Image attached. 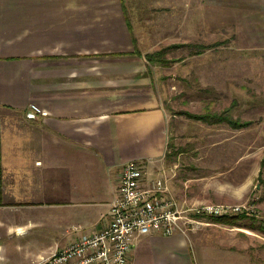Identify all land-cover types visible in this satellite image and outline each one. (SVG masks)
Returning a JSON list of instances; mask_svg holds the SVG:
<instances>
[{"label":"crops","instance_id":"obj_1","mask_svg":"<svg viewBox=\"0 0 264 264\" xmlns=\"http://www.w3.org/2000/svg\"><path fill=\"white\" fill-rule=\"evenodd\" d=\"M226 1L238 39L264 52V0ZM126 6L0 0V264H31L103 229L124 163L147 178L167 171V114L133 53ZM173 178L175 199L206 202ZM237 238L210 222L188 237L146 235L129 264H241Z\"/></svg>","mask_w":264,"mask_h":264},{"label":"rangeland","instance_id":"obj_2","mask_svg":"<svg viewBox=\"0 0 264 264\" xmlns=\"http://www.w3.org/2000/svg\"><path fill=\"white\" fill-rule=\"evenodd\" d=\"M225 1L127 0L126 7L167 114L166 170L181 190L206 202L244 207L234 222L219 224L239 238L241 264H264V52L238 39L225 6L232 1ZM184 113H224L248 125L236 129Z\"/></svg>","mask_w":264,"mask_h":264},{"label":"built area","instance_id":"obj_3","mask_svg":"<svg viewBox=\"0 0 264 264\" xmlns=\"http://www.w3.org/2000/svg\"><path fill=\"white\" fill-rule=\"evenodd\" d=\"M31 110L38 112L35 106ZM171 175V176H170ZM169 171L147 178L138 161L124 163L109 221L100 231L82 235L67 246L31 264H129L133 247L146 235L185 237L205 224V218L235 216L239 205L178 201L171 193Z\"/></svg>","mask_w":264,"mask_h":264},{"label":"trees","instance_id":"obj_4","mask_svg":"<svg viewBox=\"0 0 264 264\" xmlns=\"http://www.w3.org/2000/svg\"><path fill=\"white\" fill-rule=\"evenodd\" d=\"M133 53L135 55H140L139 51L134 47V51ZM146 58L148 61H153V55H146ZM186 116L193 118V119H207L209 118V120H212V122H221V121H226L228 124L231 125V127L239 129L242 128L246 125H248V123H239L237 120H234L232 118L227 117L226 115L221 114V115H204V116H195L189 113H184ZM241 215L233 216V217H220V218H214V220L216 221V223H228V222H234L235 219H237L238 217H240Z\"/></svg>","mask_w":264,"mask_h":264}]
</instances>
